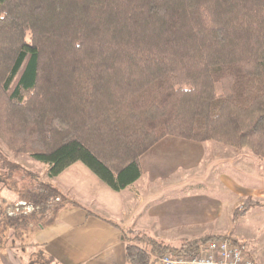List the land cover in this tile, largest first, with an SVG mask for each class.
<instances>
[{"label":"trees","instance_id":"1","mask_svg":"<svg viewBox=\"0 0 264 264\" xmlns=\"http://www.w3.org/2000/svg\"><path fill=\"white\" fill-rule=\"evenodd\" d=\"M169 138L264 160V0H0V139L12 152L48 164L51 178L82 163L120 192ZM25 197L10 228L56 203L84 209L50 183ZM258 205L249 197L234 216ZM222 239L237 243L173 247L134 230L125 254L155 264Z\"/></svg>","mask_w":264,"mask_h":264},{"label":"rangeland","instance_id":"2","mask_svg":"<svg viewBox=\"0 0 264 264\" xmlns=\"http://www.w3.org/2000/svg\"><path fill=\"white\" fill-rule=\"evenodd\" d=\"M148 154L142 161V177L121 194H115L105 183L92 184L93 178L97 180L96 176L82 163L51 178L48 164L29 154L12 152L0 139V264H48L45 259L49 235L47 222L60 214L57 203L46 215L28 216L26 225L11 228L8 225L15 222L13 219L10 223L8 215L20 213L19 208H25L22 206L28 203L25 193L38 182L52 184L93 214L110 216L126 228L128 238L133 236L134 230H143L151 237L179 247L186 239L228 236L243 243L250 258L264 264V212L252 216V212H261L263 207H252L246 215L234 216L247 198L263 205L264 199L257 194L258 198L250 195L239 199L223 178L226 175L242 186L264 191V160L248 151H238L216 142L181 141L173 145L164 141ZM229 154H240V164L235 162L233 165L234 159ZM118 194L122 203L110 210ZM142 197L145 202L140 208ZM169 208L191 210L192 216L188 214L191 220L171 218L168 222L161 221L157 216L159 211L163 213ZM218 208H223L219 218L193 217Z\"/></svg>","mask_w":264,"mask_h":264},{"label":"crops","instance_id":"3","mask_svg":"<svg viewBox=\"0 0 264 264\" xmlns=\"http://www.w3.org/2000/svg\"><path fill=\"white\" fill-rule=\"evenodd\" d=\"M164 141H168V143L173 145L181 143V140L166 139L162 142ZM160 144H158L156 148ZM229 156H232L234 159V161L232 160L233 165L235 162L240 164V154H229ZM145 157L147 156H144L143 159H145ZM223 178L228 188L231 191L233 190L232 192H236L239 199L242 196L250 195L255 196L256 198H258V195L259 197H263L260 199H264V194H262L264 191L242 186L233 178H230L226 175H223ZM96 179L97 180L93 178L91 183L95 185H101L103 183L97 177ZM155 192L157 193L158 191L156 190ZM114 193L116 194V192ZM117 193L121 194V191ZM119 194L116 196V202L114 205L110 206V210H113L122 203V201L119 199ZM144 202L145 198L142 197L140 208ZM105 205H108L109 207V203H106ZM258 206H261V208L263 207V210L256 214L255 212H252V216H256L257 214L264 212V206ZM258 206H254V209H256ZM222 210L223 208H218L216 210L210 209V212L204 213L206 215L199 214L196 215V217H193L202 218L203 220H213L222 216ZM191 213V210L186 208H183L182 211L176 208H169L165 209L163 213L159 211L157 216L163 222H168V220L171 218L191 220L190 216L188 215L190 214L192 216ZM231 214L233 215V213ZM111 222L116 223V221L112 220L110 216H103L99 213L98 215L90 214L85 208L68 207L62 210L60 214L56 216V220L50 225H47V228L49 229V235L48 240L45 243V247L47 249V257L45 258L46 262L48 264H128L125 254V246L128 243V237L126 234H124L126 228L124 229L120 225L118 227ZM256 264L258 263L256 262Z\"/></svg>","mask_w":264,"mask_h":264},{"label":"built area","instance_id":"4","mask_svg":"<svg viewBox=\"0 0 264 264\" xmlns=\"http://www.w3.org/2000/svg\"><path fill=\"white\" fill-rule=\"evenodd\" d=\"M155 264H256L247 255L243 243L229 239L213 240L206 244L197 255L184 257L164 254L161 257H151Z\"/></svg>","mask_w":264,"mask_h":264}]
</instances>
